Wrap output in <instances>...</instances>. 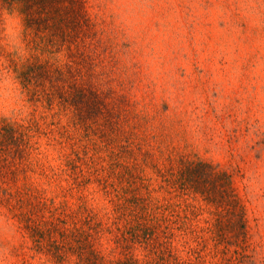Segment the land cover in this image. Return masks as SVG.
Instances as JSON below:
<instances>
[{
    "label": "rangeland",
    "instance_id": "rangeland-1",
    "mask_svg": "<svg viewBox=\"0 0 264 264\" xmlns=\"http://www.w3.org/2000/svg\"><path fill=\"white\" fill-rule=\"evenodd\" d=\"M85 6L91 30L35 48L44 72L42 97L24 86L32 119L0 121L4 264H57L63 246L78 264L73 236L50 230L63 220L100 223L95 246L108 258L150 262L142 245L115 242L151 223L128 215L136 203L169 226L184 264H264V0ZM0 8L22 14L17 0ZM57 48L71 64L62 75L46 59Z\"/></svg>",
    "mask_w": 264,
    "mask_h": 264
},
{
    "label": "trees",
    "instance_id": "trees-1",
    "mask_svg": "<svg viewBox=\"0 0 264 264\" xmlns=\"http://www.w3.org/2000/svg\"><path fill=\"white\" fill-rule=\"evenodd\" d=\"M17 1L25 17V24L33 33L35 48L41 49V51H51L52 46L58 44L60 46L66 41L71 42L80 32L85 29L91 30L92 23L86 10L85 0ZM43 72L42 62L36 61L21 73L22 83L33 97H42ZM1 129L7 130V127L2 126ZM10 132L12 131L9 130ZM207 166L211 165L206 162H198L194 168ZM128 215H133L138 219L151 220V223L138 222L136 225L128 227L120 236H117L115 242L123 251H128L135 243L142 245L148 254L153 255V260L150 262L142 263L138 258L127 254L123 258H108L101 249L95 246L101 229L100 223L90 225L88 229H85L83 226L77 225L66 226V221L63 220L65 224L55 223L50 227V230H57L64 234L63 236H73L75 242L72 251L76 255L78 264H184V260L172 248L170 239L173 232L170 231L168 225L162 226L163 229L160 230L161 224L159 221L152 222V211L146 205L136 203L134 208H130ZM160 236L164 240L161 241ZM63 248L68 249L65 246ZM63 248L54 250L57 264H67L68 253Z\"/></svg>",
    "mask_w": 264,
    "mask_h": 264
},
{
    "label": "clouds",
    "instance_id": "clouds-1",
    "mask_svg": "<svg viewBox=\"0 0 264 264\" xmlns=\"http://www.w3.org/2000/svg\"><path fill=\"white\" fill-rule=\"evenodd\" d=\"M25 17L18 10L0 8V121L9 126L26 125L33 117L34 106L20 73L33 63L35 44H29ZM61 74L70 70L67 54L61 49L46 57ZM11 255V249L0 244V264Z\"/></svg>",
    "mask_w": 264,
    "mask_h": 264
}]
</instances>
